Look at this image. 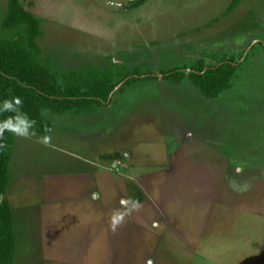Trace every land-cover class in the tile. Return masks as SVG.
<instances>
[{
	"label": "rangeland",
	"instance_id": "1",
	"mask_svg": "<svg viewBox=\"0 0 264 264\" xmlns=\"http://www.w3.org/2000/svg\"><path fill=\"white\" fill-rule=\"evenodd\" d=\"M20 1L56 73L112 61L158 80L46 112L47 135L14 128V264H264V0L225 16L233 0ZM229 57L218 99L160 74Z\"/></svg>",
	"mask_w": 264,
	"mask_h": 264
},
{
	"label": "trees",
	"instance_id": "2",
	"mask_svg": "<svg viewBox=\"0 0 264 264\" xmlns=\"http://www.w3.org/2000/svg\"><path fill=\"white\" fill-rule=\"evenodd\" d=\"M146 1L133 2L132 7ZM241 1L233 0L223 16ZM41 35V20L20 0H8L6 9H0V128L4 129L0 136V264H14L16 253L13 211L6 198L12 181L9 167L15 148L14 128L37 135L50 134L53 124L46 112L91 115L112 104L119 85L123 84L118 90L121 93L138 81L158 80L153 72L143 76L139 69L128 71L125 65L112 61L104 68L87 64L58 74L38 43ZM240 66L238 60L229 57L213 66L198 62L190 71L183 66L161 70L160 74L170 84L188 81L206 98L218 99L233 88ZM22 120L26 123L21 124Z\"/></svg>",
	"mask_w": 264,
	"mask_h": 264
},
{
	"label": "clouds",
	"instance_id": "3",
	"mask_svg": "<svg viewBox=\"0 0 264 264\" xmlns=\"http://www.w3.org/2000/svg\"><path fill=\"white\" fill-rule=\"evenodd\" d=\"M20 123L24 124V123H26V121L22 120V121H20ZM5 127H8L9 130H12L11 127L9 125H7V124L5 125ZM3 130H4L3 128H0V136L3 135Z\"/></svg>",
	"mask_w": 264,
	"mask_h": 264
}]
</instances>
